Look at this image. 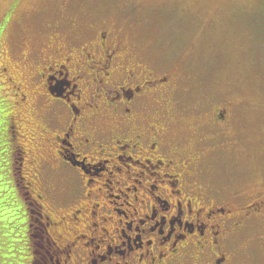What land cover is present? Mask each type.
Wrapping results in <instances>:
<instances>
[{
    "label": "flooded vegetation",
    "instance_id": "obj_1",
    "mask_svg": "<svg viewBox=\"0 0 264 264\" xmlns=\"http://www.w3.org/2000/svg\"><path fill=\"white\" fill-rule=\"evenodd\" d=\"M64 34L33 51L29 74L2 69L21 109L7 120L17 175L40 163L23 187L32 264H264V193L212 185L213 136L187 143L155 104L168 78L114 33Z\"/></svg>",
    "mask_w": 264,
    "mask_h": 264
},
{
    "label": "rangeland",
    "instance_id": "obj_2",
    "mask_svg": "<svg viewBox=\"0 0 264 264\" xmlns=\"http://www.w3.org/2000/svg\"><path fill=\"white\" fill-rule=\"evenodd\" d=\"M89 27L114 33L143 68L168 78L155 104L187 143L213 136L201 145L213 186L251 201L264 193V0H0V264H32L23 187L40 164L27 159L17 175L7 120L21 109L10 114L2 69L29 74L33 51L54 34ZM224 107L227 123L212 126ZM260 224L253 235L264 238Z\"/></svg>",
    "mask_w": 264,
    "mask_h": 264
}]
</instances>
